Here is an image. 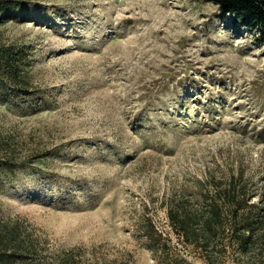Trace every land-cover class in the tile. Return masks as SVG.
<instances>
[{
    "label": "rangeland",
    "instance_id": "rangeland-1",
    "mask_svg": "<svg viewBox=\"0 0 264 264\" xmlns=\"http://www.w3.org/2000/svg\"><path fill=\"white\" fill-rule=\"evenodd\" d=\"M0 7V50L21 51L30 80L22 94L0 80V215L30 236L39 264H264L262 242L245 257L226 236L207 261L167 213L207 176L240 171L264 205L255 30L214 0Z\"/></svg>",
    "mask_w": 264,
    "mask_h": 264
},
{
    "label": "trees",
    "instance_id": "trees-1",
    "mask_svg": "<svg viewBox=\"0 0 264 264\" xmlns=\"http://www.w3.org/2000/svg\"><path fill=\"white\" fill-rule=\"evenodd\" d=\"M214 1L223 15L255 30L260 42L264 40V0ZM22 57L21 51L7 53L0 50V80L19 94L27 92L30 84L24 66L26 61ZM3 166L5 164L1 163L0 167ZM245 178L242 171L222 175L215 182L207 176L201 181L200 187L204 188H200L195 196L173 198L167 207L177 235L184 243L193 244L207 253L205 257L209 262L218 237L226 236L228 243L235 245L245 257L257 241L264 244V205L254 200L255 193ZM144 232L155 244L162 238L150 218L145 222ZM163 245L167 246L166 243ZM36 254L37 249L30 242V236L23 233L20 224L0 215V264H39L40 258ZM168 260L170 264H196L180 256Z\"/></svg>",
    "mask_w": 264,
    "mask_h": 264
}]
</instances>
